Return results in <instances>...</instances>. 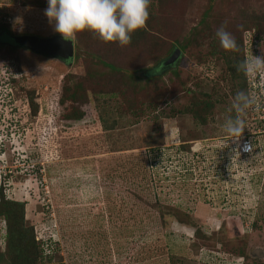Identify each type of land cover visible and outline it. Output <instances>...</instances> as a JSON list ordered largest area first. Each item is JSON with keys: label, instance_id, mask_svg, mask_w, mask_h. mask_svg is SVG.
<instances>
[{"label": "rangeland", "instance_id": "1", "mask_svg": "<svg viewBox=\"0 0 264 264\" xmlns=\"http://www.w3.org/2000/svg\"><path fill=\"white\" fill-rule=\"evenodd\" d=\"M47 7L0 0L1 21L10 36L60 35ZM221 25L237 48L248 32L243 59L220 46ZM146 27L124 47L77 33L68 62L0 31V190L23 202L36 264H264V134L248 123L258 105L242 116L250 155L234 154L223 127L238 92L257 97L237 65L264 54V0H151ZM176 45L175 63L156 70ZM206 99L197 118L187 110Z\"/></svg>", "mask_w": 264, "mask_h": 264}, {"label": "clouds", "instance_id": "2", "mask_svg": "<svg viewBox=\"0 0 264 264\" xmlns=\"http://www.w3.org/2000/svg\"><path fill=\"white\" fill-rule=\"evenodd\" d=\"M150 3L151 0H48L45 15L49 22L55 21V31L65 41L73 43L77 33L87 30L104 43L118 42L124 47L131 43L132 33L146 27ZM216 36L223 49L238 50L234 36L224 25L217 29ZM237 70L249 78L264 74V54L251 55L237 65ZM258 102L253 94L238 92L235 95L232 108L236 116L228 118L223 126L229 137H241L245 129L242 116Z\"/></svg>", "mask_w": 264, "mask_h": 264}, {"label": "trees", "instance_id": "3", "mask_svg": "<svg viewBox=\"0 0 264 264\" xmlns=\"http://www.w3.org/2000/svg\"><path fill=\"white\" fill-rule=\"evenodd\" d=\"M22 1H25V0H22ZM4 16H5L4 14L0 15V31L3 33V35L5 37L10 38L11 37L10 35L12 33H11L9 27L7 25H5L4 21H1V19ZM148 28L145 27L143 29L136 30L134 33H132L131 43L129 45H136L138 43H143L147 38H149L150 29H148ZM244 36H245V31H244V33L240 34L239 39L237 41L238 42V48H239L238 52L240 53V57L242 59L244 56V54H243L244 45L242 43ZM255 36H258V34H255ZM113 43L118 44V42H113ZM175 47H177L179 49V51H180L179 55L182 54L183 46L182 45H176ZM158 58H160V57H158ZM63 62H67V61H63ZM102 64L107 66V68H109L110 70L111 69L115 70V71L117 70L111 64H106L104 62ZM157 68L158 67H156V70H157ZM243 73L244 72L242 71L241 74L243 75ZM13 76H14V74L12 75L11 73H9L7 78H6V83L7 82H8L7 84L11 83L14 86V84L16 83V80ZM248 78L249 77H247V79ZM74 85H75V87L80 86L79 83L77 85L76 84H74ZM244 86H247L246 83ZM254 87H255V85H254ZM76 91H78L77 88H76ZM70 96H72V95H70ZM26 98H27V106L29 108L30 114L35 115L36 111H37V103L34 99L35 98L34 94L31 91H27L26 92ZM210 107H211V103L207 99L204 101L198 100V101L193 102L187 110L190 111L191 114L196 117L198 111L202 112V110L205 111L206 109H209ZM71 117H73L76 120L80 119L81 112L78 110V108L75 109V111H72ZM248 123H250L252 125V127L254 128L256 125L259 124V121L251 120V121H248ZM262 133L264 134V132H262ZM250 141H251V146H252V151H253V139H251V136H250ZM251 152L249 154L244 155V156L250 155ZM153 204L157 205L158 202L155 200ZM162 206H164L165 208H170L168 205H162ZM156 208H157V206H156ZM157 210H158L157 212H163L160 208H157ZM0 217H2V220L4 221V225H5L4 226V235H3L4 247L2 250L3 252L0 251V261L2 262V264H36L39 248H38L37 242L34 241V239H33L32 230L30 228H27V226L24 224L23 202L22 201H16L13 199H6L4 194L0 190ZM155 219H156V221L158 219L159 223H162V219H163L162 214L160 213V214L156 215L154 217V220ZM159 226L160 225L157 224V227H159ZM194 231H195L194 233L196 234V229ZM126 232H129V230H126ZM155 232H156V230H155ZM130 234L133 235L132 232ZM133 239H131V240H133ZM154 250H159V248L155 247ZM237 256H242V253L238 252ZM167 258H170V261H171L173 257L168 256Z\"/></svg>", "mask_w": 264, "mask_h": 264}, {"label": "water", "instance_id": "4", "mask_svg": "<svg viewBox=\"0 0 264 264\" xmlns=\"http://www.w3.org/2000/svg\"><path fill=\"white\" fill-rule=\"evenodd\" d=\"M9 42L33 53L52 57L60 61L68 62L73 55V43L65 41L61 35H52L51 37L16 35L11 36ZM179 53V49L174 47L166 57L158 62L157 67L166 68L171 66L179 57Z\"/></svg>", "mask_w": 264, "mask_h": 264}, {"label": "built area", "instance_id": "5", "mask_svg": "<svg viewBox=\"0 0 264 264\" xmlns=\"http://www.w3.org/2000/svg\"><path fill=\"white\" fill-rule=\"evenodd\" d=\"M248 32L245 33V36ZM244 36V38H245ZM244 40V39H243ZM254 82V85L257 91V98H258V110L253 111L254 114L251 116V120H257L259 121V124L256 125L254 128L250 131L251 134L256 132H264V74H258L255 78H251ZM261 81V82H260ZM261 83V85H260ZM262 126V128H261ZM230 144L232 146V151L237 156H244L246 154H249L252 151L251 141H250V135L246 133H242L241 137L239 139L229 138Z\"/></svg>", "mask_w": 264, "mask_h": 264}, {"label": "flooded vegetation", "instance_id": "6", "mask_svg": "<svg viewBox=\"0 0 264 264\" xmlns=\"http://www.w3.org/2000/svg\"><path fill=\"white\" fill-rule=\"evenodd\" d=\"M2 33V32H1ZM5 38V37H4Z\"/></svg>", "mask_w": 264, "mask_h": 264}]
</instances>
